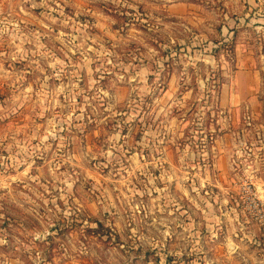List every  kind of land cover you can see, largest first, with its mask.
<instances>
[{
    "label": "rangeland",
    "instance_id": "rangeland-1",
    "mask_svg": "<svg viewBox=\"0 0 264 264\" xmlns=\"http://www.w3.org/2000/svg\"><path fill=\"white\" fill-rule=\"evenodd\" d=\"M0 264H264V0H0Z\"/></svg>",
    "mask_w": 264,
    "mask_h": 264
}]
</instances>
